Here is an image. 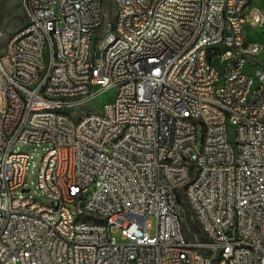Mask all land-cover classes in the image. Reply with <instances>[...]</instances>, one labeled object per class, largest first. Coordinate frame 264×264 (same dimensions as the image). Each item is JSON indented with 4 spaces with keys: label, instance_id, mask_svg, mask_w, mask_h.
<instances>
[{
    "label": "built area",
    "instance_id": "1",
    "mask_svg": "<svg viewBox=\"0 0 264 264\" xmlns=\"http://www.w3.org/2000/svg\"><path fill=\"white\" fill-rule=\"evenodd\" d=\"M251 3L119 0L120 26L103 30L99 0H31L28 31L0 56V264H264V59L250 76L243 56L264 16ZM110 91L115 105L74 122ZM45 144L41 202L19 146ZM184 204L203 238L186 235Z\"/></svg>",
    "mask_w": 264,
    "mask_h": 264
},
{
    "label": "rangeland",
    "instance_id": "2",
    "mask_svg": "<svg viewBox=\"0 0 264 264\" xmlns=\"http://www.w3.org/2000/svg\"><path fill=\"white\" fill-rule=\"evenodd\" d=\"M7 0H0V31L3 32L4 36L0 39V53L6 51L7 43L10 39V34L15 31H21L25 27V14L23 12V0H10L7 3L6 8L4 5ZM250 11H258L264 16V0H252L251 6L248 9ZM117 14V7L115 0H102V15L104 17V26L107 23L113 22ZM249 41L257 42L264 47V24L261 28L249 29ZM261 60V56H258L253 61ZM114 97V92L110 91L95 99L91 105V108H87L88 111L92 109L98 110L100 107L111 102ZM50 149V146L45 145H20L19 150L21 152L30 154L32 159L30 161L29 169L26 175L27 188L31 190V195L38 201L47 202L46 197L37 189V174L42 158ZM183 227L186 235L189 238H193L194 235H203L201 231H197V224L191 221L192 213L190 208L183 205ZM195 223V224H194ZM199 228V227H198ZM153 235V233H151Z\"/></svg>",
    "mask_w": 264,
    "mask_h": 264
},
{
    "label": "bare ground",
    "instance_id": "3",
    "mask_svg": "<svg viewBox=\"0 0 264 264\" xmlns=\"http://www.w3.org/2000/svg\"><path fill=\"white\" fill-rule=\"evenodd\" d=\"M117 7V14L113 22L107 23L105 26L103 24L104 17L102 15V29L111 30V28H118L120 26V17L121 9L119 8V0H115ZM23 10H31V0H23ZM99 12H102V0H99ZM25 19H27V12H24ZM255 17H262V14L258 11H255ZM21 31H28V23L25 24V27ZM4 34L0 31V39L3 38ZM114 37L122 38V30L114 29ZM87 41H94V34H87ZM11 45V38L9 39L6 49ZM207 49L215 50L218 54H227L232 49V42H217L210 41L207 42ZM5 53V52H4ZM4 53H0V56H4ZM41 56H48V48H41ZM244 64H248V70H250V76H261L263 75V66L256 65L253 61L258 56H261V59H264V47L261 46L260 49L250 50L243 49ZM49 75V68H40V76ZM259 89L258 79H250V84L248 87H245V94H253L256 90ZM117 101V94H114V97L111 102H107L106 105H115ZM85 107L81 111H78L74 115V122L86 121L90 115H95V109L88 111ZM98 112H105V104H103ZM45 115L54 116L60 115L59 106H45ZM224 127H231V118H224ZM227 147L229 151H236V141H235V129H228L227 137ZM76 221L81 222V224L86 225H96L98 224V217L84 216L83 214H76ZM184 249H195V242H184ZM245 250H253V243H245ZM254 264H261V255H254Z\"/></svg>",
    "mask_w": 264,
    "mask_h": 264
},
{
    "label": "trees",
    "instance_id": "4",
    "mask_svg": "<svg viewBox=\"0 0 264 264\" xmlns=\"http://www.w3.org/2000/svg\"><path fill=\"white\" fill-rule=\"evenodd\" d=\"M9 1H10V0H7V1H6L5 5H4V8H6L7 3H8ZM194 224H195V223H194ZM196 229H197L198 232L200 231V229H199L198 227H197Z\"/></svg>",
    "mask_w": 264,
    "mask_h": 264
}]
</instances>
